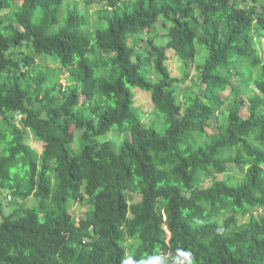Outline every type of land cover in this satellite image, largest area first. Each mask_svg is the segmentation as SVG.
<instances>
[{"label":"trees","instance_id":"16d2710c","mask_svg":"<svg viewBox=\"0 0 264 264\" xmlns=\"http://www.w3.org/2000/svg\"><path fill=\"white\" fill-rule=\"evenodd\" d=\"M100 2L0 0V264H264V0Z\"/></svg>","mask_w":264,"mask_h":264},{"label":"rangeland","instance_id":"374dc122","mask_svg":"<svg viewBox=\"0 0 264 264\" xmlns=\"http://www.w3.org/2000/svg\"><path fill=\"white\" fill-rule=\"evenodd\" d=\"M73 1L74 0H66V2H69V3H72ZM92 1H93V4H88L85 0H78V3L83 10L88 9V12L92 18V21H94L93 19H96L100 14H102V10H103L102 6L103 5H102V2H100V0H92ZM8 12L9 11H5V13H8ZM162 37L163 36H161L157 40V42L160 44L167 41ZM206 56H207V53L203 52L201 55H199L197 58H195V60L193 62H191L192 68H190V79H189V83L191 85L193 84L194 80H196V78H197L196 67L205 61ZM168 65L170 67V71H171L172 75L174 77H177V78H183V76L185 75V73L188 69V67H186L185 62L176 56L171 58ZM60 78H61V83H62L63 87L68 88L69 87L67 84L68 74L65 72L60 73ZM228 94H229V92H226V95H228ZM138 106H141V108H144L143 106H145V108L142 109V114H143L144 110L148 111L147 112L148 114L144 115L143 121H144V123H146V125L153 126L154 122L156 121L157 118H159L160 114L158 111L153 109V106L150 103L149 96L139 95ZM245 109L247 110V107H245ZM243 112H244V109H243ZM20 118H21V116H18V118H17L18 121H20ZM158 126L161 129L163 128V121L162 120L158 121ZM164 127H165V125H164ZM80 135H81V131L76 132V139H79ZM105 140L114 141L116 143L117 147H119L120 143L122 142L121 135L117 132L102 136V137L97 139V141H99V142H103ZM76 141L78 142V140H76ZM32 142H33V139L31 138L30 143H32ZM242 173H243V171L240 168H238L237 171L233 170L232 172H230V175L232 177H236ZM217 178L220 179V178H223V176H218ZM208 183H210V182L208 181ZM6 194H7V191H3L0 193V198L3 199V200H1L3 203V208H2V213L0 214V216L2 214L9 215L13 211V209H15L17 207V203H13L12 201L10 202L9 198H8V201L6 200L7 199ZM29 204H31V203L29 202ZM73 209H74L75 215H76L75 219L76 220L81 219V217L83 216L81 213V211H83V207L81 205H75Z\"/></svg>","mask_w":264,"mask_h":264}]
</instances>
